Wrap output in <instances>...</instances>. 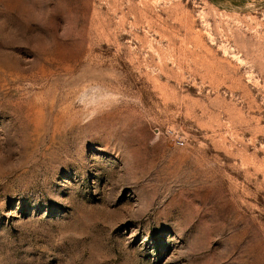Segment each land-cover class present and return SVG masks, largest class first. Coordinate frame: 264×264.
Listing matches in <instances>:
<instances>
[{"label": "rangeland", "instance_id": "1", "mask_svg": "<svg viewBox=\"0 0 264 264\" xmlns=\"http://www.w3.org/2000/svg\"><path fill=\"white\" fill-rule=\"evenodd\" d=\"M0 264H264V0H0Z\"/></svg>", "mask_w": 264, "mask_h": 264}, {"label": "crops", "instance_id": "2", "mask_svg": "<svg viewBox=\"0 0 264 264\" xmlns=\"http://www.w3.org/2000/svg\"><path fill=\"white\" fill-rule=\"evenodd\" d=\"M209 4H211L212 6L216 7V8H222V6L224 4H226V2H236V1H240V0H206Z\"/></svg>", "mask_w": 264, "mask_h": 264}]
</instances>
